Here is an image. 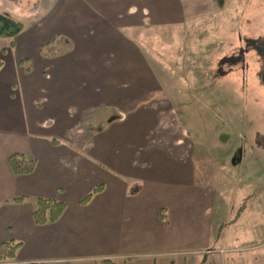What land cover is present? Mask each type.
<instances>
[{
  "label": "crops",
  "instance_id": "0c3cea01",
  "mask_svg": "<svg viewBox=\"0 0 264 264\" xmlns=\"http://www.w3.org/2000/svg\"><path fill=\"white\" fill-rule=\"evenodd\" d=\"M217 3L42 0L13 46L0 36V243H20L0 264H264L246 203L224 218L197 172L179 113L190 83L168 87L141 43ZM12 153L33 171L13 174ZM39 197L65 204L58 220L33 222Z\"/></svg>",
  "mask_w": 264,
  "mask_h": 264
},
{
  "label": "rangeland",
  "instance_id": "374dc122",
  "mask_svg": "<svg viewBox=\"0 0 264 264\" xmlns=\"http://www.w3.org/2000/svg\"><path fill=\"white\" fill-rule=\"evenodd\" d=\"M41 2L0 0V12L26 24ZM146 33L142 46L163 82L191 85L185 107L176 104L197 172L224 194L223 217L233 219L244 200L240 228L264 230V54L252 46L264 45V0H220L211 13Z\"/></svg>",
  "mask_w": 264,
  "mask_h": 264
},
{
  "label": "trees",
  "instance_id": "16d2710c",
  "mask_svg": "<svg viewBox=\"0 0 264 264\" xmlns=\"http://www.w3.org/2000/svg\"><path fill=\"white\" fill-rule=\"evenodd\" d=\"M23 29V24L19 20L10 15L0 12V36L9 38L10 46H13L14 37ZM1 65V62H0ZM8 165L15 175H25L33 171L35 159L29 158L22 153H12L8 157ZM101 185L96 186L89 194H87L81 202H85L93 193L99 191ZM23 198H15V201H21ZM245 207V201L237 207L236 219ZM65 208L62 201L50 198H37L32 211L33 222L37 225L53 223L61 216ZM219 234V230H218ZM20 243L17 241H7L0 243V262L12 260L15 258L16 251ZM34 264V263H31ZM101 264H114L112 261L103 260Z\"/></svg>",
  "mask_w": 264,
  "mask_h": 264
},
{
  "label": "flooded vegetation",
  "instance_id": "af4514ba",
  "mask_svg": "<svg viewBox=\"0 0 264 264\" xmlns=\"http://www.w3.org/2000/svg\"><path fill=\"white\" fill-rule=\"evenodd\" d=\"M252 46H253L254 48H256L257 50H259L261 53L264 54V51L262 50V49L264 48V45L257 44V43H252ZM233 60H234V59H232V61H233Z\"/></svg>",
  "mask_w": 264,
  "mask_h": 264
},
{
  "label": "water",
  "instance_id": "95a60500",
  "mask_svg": "<svg viewBox=\"0 0 264 264\" xmlns=\"http://www.w3.org/2000/svg\"><path fill=\"white\" fill-rule=\"evenodd\" d=\"M264 51V48L262 49ZM230 61L229 58H225L222 62H225V61ZM262 80L264 81V70H263V74H262Z\"/></svg>",
  "mask_w": 264,
  "mask_h": 264
}]
</instances>
